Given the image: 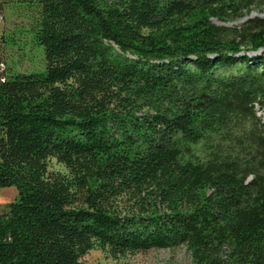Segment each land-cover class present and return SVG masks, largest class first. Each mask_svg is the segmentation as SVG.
<instances>
[{"label": "trees", "instance_id": "trees-1", "mask_svg": "<svg viewBox=\"0 0 264 264\" xmlns=\"http://www.w3.org/2000/svg\"><path fill=\"white\" fill-rule=\"evenodd\" d=\"M5 6L44 68L0 72V187L18 192L0 264L180 245L194 264H264V0Z\"/></svg>", "mask_w": 264, "mask_h": 264}, {"label": "rangeland", "instance_id": "rangeland-1", "mask_svg": "<svg viewBox=\"0 0 264 264\" xmlns=\"http://www.w3.org/2000/svg\"><path fill=\"white\" fill-rule=\"evenodd\" d=\"M254 15L262 16L260 10L254 9L244 18L224 23L239 24ZM27 16L15 7H4L0 11V58L15 72H40L44 68V54L40 47L34 45L27 29ZM248 52L247 55L257 54ZM258 115L264 120V110L257 107ZM50 169L68 173V169L55 159L50 162ZM18 192L14 186L0 187V213L6 205L14 202ZM124 202H120L119 208ZM89 264H194L191 254L184 245L166 249H149L146 251L126 252L113 255L109 249L94 247L81 257Z\"/></svg>", "mask_w": 264, "mask_h": 264}, {"label": "bare ground", "instance_id": "bare-ground-1", "mask_svg": "<svg viewBox=\"0 0 264 264\" xmlns=\"http://www.w3.org/2000/svg\"><path fill=\"white\" fill-rule=\"evenodd\" d=\"M1 66H5L6 67V65H5V63L3 61H0V67ZM0 72H2V71L0 70Z\"/></svg>", "mask_w": 264, "mask_h": 264}, {"label": "built area", "instance_id": "built-area-1", "mask_svg": "<svg viewBox=\"0 0 264 264\" xmlns=\"http://www.w3.org/2000/svg\"><path fill=\"white\" fill-rule=\"evenodd\" d=\"M5 69V66H1L0 70L3 71Z\"/></svg>", "mask_w": 264, "mask_h": 264}]
</instances>
